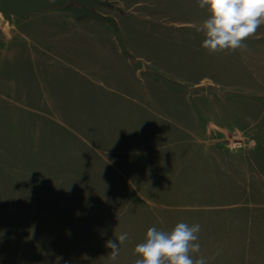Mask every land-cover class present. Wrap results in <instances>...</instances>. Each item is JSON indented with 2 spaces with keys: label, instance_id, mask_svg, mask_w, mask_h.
I'll use <instances>...</instances> for the list:
<instances>
[{
  "label": "rangeland",
  "instance_id": "rangeland-1",
  "mask_svg": "<svg viewBox=\"0 0 264 264\" xmlns=\"http://www.w3.org/2000/svg\"><path fill=\"white\" fill-rule=\"evenodd\" d=\"M97 1L120 41L0 14V264H135L179 222L207 264H264V24L210 53L198 0Z\"/></svg>",
  "mask_w": 264,
  "mask_h": 264
},
{
  "label": "clouds",
  "instance_id": "clouds-1",
  "mask_svg": "<svg viewBox=\"0 0 264 264\" xmlns=\"http://www.w3.org/2000/svg\"><path fill=\"white\" fill-rule=\"evenodd\" d=\"M198 5L209 16L195 30L203 34L201 47L210 53L246 47L245 41L264 24V0H198ZM200 231V224L184 222L170 231L148 228L144 241L134 248L140 257L135 264H207L205 257H194L201 248L197 242ZM127 238L128 234L122 233L106 242L113 259Z\"/></svg>",
  "mask_w": 264,
  "mask_h": 264
},
{
  "label": "water",
  "instance_id": "water-1",
  "mask_svg": "<svg viewBox=\"0 0 264 264\" xmlns=\"http://www.w3.org/2000/svg\"><path fill=\"white\" fill-rule=\"evenodd\" d=\"M97 0H0V14L7 17L12 16L24 21L29 16L40 14L46 11L69 9L76 5L77 10L73 11L75 16L83 15L95 21H105L108 19L94 11ZM114 29L116 40L120 41L117 28Z\"/></svg>",
  "mask_w": 264,
  "mask_h": 264
},
{
  "label": "trees",
  "instance_id": "trees-1",
  "mask_svg": "<svg viewBox=\"0 0 264 264\" xmlns=\"http://www.w3.org/2000/svg\"><path fill=\"white\" fill-rule=\"evenodd\" d=\"M98 3H100V2H97V4ZM73 8H75V9H78L77 8V6L76 5H74V6H72ZM56 11H65L64 9H61V10H56ZM106 22L110 25V26H112L113 28H115L116 27V23H115V21L113 20V19H107L106 20Z\"/></svg>",
  "mask_w": 264,
  "mask_h": 264
},
{
  "label": "crops",
  "instance_id": "crops-1",
  "mask_svg": "<svg viewBox=\"0 0 264 264\" xmlns=\"http://www.w3.org/2000/svg\"><path fill=\"white\" fill-rule=\"evenodd\" d=\"M92 70H93V69H92ZM92 70H91V71H92Z\"/></svg>",
  "mask_w": 264,
  "mask_h": 264
}]
</instances>
